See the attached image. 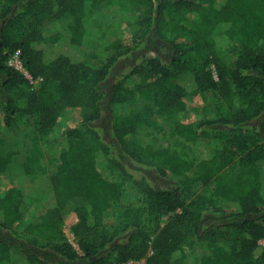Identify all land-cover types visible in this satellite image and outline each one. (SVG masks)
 <instances>
[{
	"label": "trees",
	"instance_id": "obj_1",
	"mask_svg": "<svg viewBox=\"0 0 264 264\" xmlns=\"http://www.w3.org/2000/svg\"><path fill=\"white\" fill-rule=\"evenodd\" d=\"M102 3L145 14L127 21L140 37L135 44L114 40L95 66L77 49L88 7ZM63 17L71 20L69 36L47 33ZM149 32L155 50L107 91L114 66L142 48ZM229 46L231 64L222 56ZM17 50L27 72L41 78L38 86L8 65ZM198 95L213 98L209 117L171 128L192 145L190 157L135 138ZM116 106L124 111L97 127ZM0 107L7 129L28 122L37 137L54 129L65 108L82 111L46 167L53 203L38 221L24 222L22 189L0 191V264H11L15 252L27 264H182L188 254L197 264H264V250L256 254L264 239V0H0ZM11 160L0 150V174ZM127 160L169 174L174 184L133 178ZM212 183L210 193H197ZM69 211L77 217L76 246L63 229Z\"/></svg>",
	"mask_w": 264,
	"mask_h": 264
},
{
	"label": "rangeland",
	"instance_id": "obj_2",
	"mask_svg": "<svg viewBox=\"0 0 264 264\" xmlns=\"http://www.w3.org/2000/svg\"><path fill=\"white\" fill-rule=\"evenodd\" d=\"M120 9L117 6L102 3L91 5L87 10L86 18V37L82 46L77 49L79 58L84 59L91 65H100L105 62L110 54L106 47L109 43L116 39H120V43L132 47L134 41L140 37H135L131 33V29L127 21L133 16L143 17L144 9ZM132 21L134 19L132 18ZM70 18L63 17L54 22L48 23L46 26L47 33H58L64 38L69 36ZM154 37L152 33H147L143 40L142 48H138L127 55L123 56L120 61L114 66L109 77L107 91L110 85L122 74L129 71V68L134 65L136 60L142 54H150L155 50L153 44H147V41ZM232 47H228L227 51L222 54L228 64H231L235 58V53ZM214 78L216 73L213 70ZM38 84L33 85V87ZM214 100L210 96H189L186 98L187 107L183 112L172 113L168 117L156 116L155 121L159 125L158 130L142 128L138 130L135 138L142 140L145 144H150L153 147H162L169 145L171 151L183 157H190L193 148L184 143L180 138H173L171 134L172 123L175 120L183 122H199L209 117L213 110ZM132 103V102H131ZM130 104V103H129ZM133 104H131L132 106ZM124 111L121 106H116L113 110L106 109L103 113L102 120L97 124V127H109V118L111 114ZM82 118V111L78 108H65L59 118L54 129L46 136L37 137L31 124L21 122L12 130L6 128L3 113L0 107V150L4 154H12V160L5 172L0 174V191H4L9 187H17L25 193V198L22 204V212L24 222H36L38 217L53 203V196L48 184L46 174L47 165L58 157L62 149L63 132L71 127H74ZM105 139L111 141L110 133L105 134ZM144 162L153 164L155 167L158 162H153L151 157H148ZM127 169L133 178L146 177L151 183L158 187H166L173 185L172 177L169 174L160 175L153 166H146L142 163L127 160ZM236 164L224 171L223 177L233 171ZM45 168V169H44ZM192 169L189 174H193ZM215 184L204 187L202 190H197V193H210ZM220 204V203H219ZM220 211L225 210L226 205H219ZM219 215V214H218ZM70 216V217H68ZM66 223L64 222V233L68 241L72 240L71 228L75 222V213L69 211L65 214ZM74 244V243H73ZM261 251L257 249L256 254ZM188 254V252H187ZM11 264H27L24 256L15 252L12 257ZM182 264H197L195 259L189 254L186 256Z\"/></svg>",
	"mask_w": 264,
	"mask_h": 264
},
{
	"label": "built area",
	"instance_id": "obj_3",
	"mask_svg": "<svg viewBox=\"0 0 264 264\" xmlns=\"http://www.w3.org/2000/svg\"><path fill=\"white\" fill-rule=\"evenodd\" d=\"M8 65L13 67L15 70L21 72L22 74H24L27 79L30 81V83L33 85H36L40 83L41 81V78H33L28 72L27 70L25 69L24 65H23V62H22V59H21V54H20V51H16L10 58H9V61H8ZM72 240H70L69 242L73 245V246H76L75 245V239H74V235H72ZM74 243V244H73ZM258 250L260 251H263L264 250V239H260L258 241ZM151 254V252L149 253V255ZM146 262V259H142L140 261H128L126 263H122V264H145Z\"/></svg>",
	"mask_w": 264,
	"mask_h": 264
},
{
	"label": "crops",
	"instance_id": "obj_4",
	"mask_svg": "<svg viewBox=\"0 0 264 264\" xmlns=\"http://www.w3.org/2000/svg\"><path fill=\"white\" fill-rule=\"evenodd\" d=\"M68 217H70V216H68ZM76 220H77V217H76V214H75V222H76ZM64 222L66 223V218H64ZM75 222H74V223H75ZM74 223H73V224H74Z\"/></svg>",
	"mask_w": 264,
	"mask_h": 264
}]
</instances>
